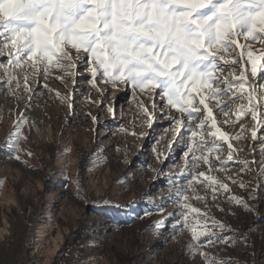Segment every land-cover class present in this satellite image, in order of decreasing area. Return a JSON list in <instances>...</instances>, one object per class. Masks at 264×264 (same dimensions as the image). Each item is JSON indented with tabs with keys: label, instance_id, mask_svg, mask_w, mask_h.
Instances as JSON below:
<instances>
[{
	"label": "snow or ice",
	"instance_id": "6c2138e0",
	"mask_svg": "<svg viewBox=\"0 0 264 264\" xmlns=\"http://www.w3.org/2000/svg\"><path fill=\"white\" fill-rule=\"evenodd\" d=\"M257 42H264V0H0V89L26 100V108L43 90L72 107L73 94L53 90L49 81L69 88V81L75 87L79 78L102 97L101 84L130 90L141 123L152 128L157 119H167L166 131L181 148L184 172L175 192L178 211L169 214L171 238L186 231L193 259L232 264L217 261L206 250L235 244V234L210 214L206 197L195 185H203L213 203L223 196L249 213L260 211L255 203L259 189L246 197L232 195L230 184L245 190L247 185L227 175L232 167L246 173L256 165L264 179V49L257 54ZM107 111L115 116L112 105ZM25 125L31 127L32 121L21 113L4 147L19 151ZM120 132L127 129L121 126ZM249 138L253 144L247 150L255 154L258 148V160L240 155ZM153 152L164 161L172 155L156 148ZM201 166L207 171H197ZM216 172L224 178L212 174ZM168 180L177 184L174 177ZM189 190L205 203L203 211L193 206ZM168 226L161 221L158 228Z\"/></svg>",
	"mask_w": 264,
	"mask_h": 264
},
{
	"label": "rangeland",
	"instance_id": "374dc122",
	"mask_svg": "<svg viewBox=\"0 0 264 264\" xmlns=\"http://www.w3.org/2000/svg\"><path fill=\"white\" fill-rule=\"evenodd\" d=\"M253 47L260 54L264 42ZM69 85L65 88L58 80L49 81L53 90L73 94L71 108L47 90L26 108V100L18 101L6 88L0 89V264H202V257L193 259L186 247L190 233L182 231L171 238L169 214L178 211L175 192L182 183L179 177L184 159L171 132L166 131L169 121L157 119L152 128L142 124L136 100L123 87L113 90L101 84L105 89L102 97L79 78L75 87L71 81ZM139 99L149 103L144 97ZM108 105L115 107V116L107 111ZM21 113L32 126H23L25 138L19 140L17 152L4 145L10 142ZM92 117L97 118L95 122ZM248 119L245 123L251 128ZM121 126L127 133L120 132ZM133 131L136 136L131 135ZM252 144L249 138L240 155L248 160L255 155L258 160V148L255 154L247 150ZM153 148L172 155L167 161L158 160ZM17 154L20 160L15 159ZM197 171L207 168L201 166ZM212 174L221 179L225 175ZM227 175L247 185L245 190L238 183L230 184L232 195L246 197L259 189L260 199L255 203L260 211L249 213L226 203L223 196L213 203L211 193L196 182V191L206 197L210 214L235 234V244L219 243L206 250L217 261L264 264V179L260 168L253 165L241 173L232 167ZM169 177L177 184L170 185ZM187 194L193 206L205 209V203L196 200L191 190ZM169 197L172 202L166 199ZM161 205H166L163 212L158 211ZM161 221L168 222L167 229L158 228ZM81 230L86 240L73 248L70 244L60 256L67 239Z\"/></svg>",
	"mask_w": 264,
	"mask_h": 264
},
{
	"label": "trees",
	"instance_id": "16d2710c",
	"mask_svg": "<svg viewBox=\"0 0 264 264\" xmlns=\"http://www.w3.org/2000/svg\"><path fill=\"white\" fill-rule=\"evenodd\" d=\"M79 188L82 191V186L80 184H79ZM86 238H87V235L84 232H82V230L79 232H76L73 238L67 239V241L64 243L62 249L59 251V253H61L60 256H62L65 252H67L70 244H71L70 246H72V248H73V247H75V245L77 246L80 243H82L84 240H86ZM55 264H57V263H55Z\"/></svg>",
	"mask_w": 264,
	"mask_h": 264
},
{
	"label": "bare ground",
	"instance_id": "6f19581e",
	"mask_svg": "<svg viewBox=\"0 0 264 264\" xmlns=\"http://www.w3.org/2000/svg\"><path fill=\"white\" fill-rule=\"evenodd\" d=\"M49 218H51V216H49ZM42 227V226H41ZM45 235H44V233L42 234V237H44Z\"/></svg>",
	"mask_w": 264,
	"mask_h": 264
}]
</instances>
